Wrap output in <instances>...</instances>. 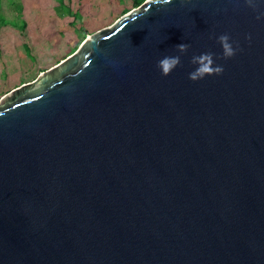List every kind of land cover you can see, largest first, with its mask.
<instances>
[{
  "label": "water",
  "instance_id": "water-1",
  "mask_svg": "<svg viewBox=\"0 0 264 264\" xmlns=\"http://www.w3.org/2000/svg\"><path fill=\"white\" fill-rule=\"evenodd\" d=\"M261 13L146 0L2 97L0 264H264Z\"/></svg>",
  "mask_w": 264,
  "mask_h": 264
},
{
  "label": "rangeland",
  "instance_id": "rangeland-1",
  "mask_svg": "<svg viewBox=\"0 0 264 264\" xmlns=\"http://www.w3.org/2000/svg\"><path fill=\"white\" fill-rule=\"evenodd\" d=\"M141 4L134 6L132 0H1L0 100L77 52L88 34L110 27Z\"/></svg>",
  "mask_w": 264,
  "mask_h": 264
},
{
  "label": "clouds",
  "instance_id": "clouds-1",
  "mask_svg": "<svg viewBox=\"0 0 264 264\" xmlns=\"http://www.w3.org/2000/svg\"><path fill=\"white\" fill-rule=\"evenodd\" d=\"M152 2L158 5H166L171 3V0H152ZM244 4L249 8L255 9L257 7V0H244ZM260 15L264 16V13ZM257 19H260V16H257ZM216 39L222 49V54L216 57L217 59H230L240 50L238 45L233 47L235 42L231 41L228 34H221ZM188 47L189 45L185 43L175 46L180 54L186 53ZM214 55V53L206 52L198 56H192L189 63L196 65V67L193 71L189 72L188 79L195 82L203 79L205 76L221 75L223 73V66L215 64ZM178 66H181L180 56L167 55L161 58L156 65L162 76L170 75Z\"/></svg>",
  "mask_w": 264,
  "mask_h": 264
},
{
  "label": "trees",
  "instance_id": "trees-1",
  "mask_svg": "<svg viewBox=\"0 0 264 264\" xmlns=\"http://www.w3.org/2000/svg\"><path fill=\"white\" fill-rule=\"evenodd\" d=\"M1 1V0H0ZM144 0H132V4H134V6H138L139 4H141ZM125 12V11H124ZM86 34H88L86 32Z\"/></svg>",
  "mask_w": 264,
  "mask_h": 264
}]
</instances>
